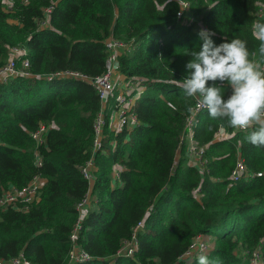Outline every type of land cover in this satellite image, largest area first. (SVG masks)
Instances as JSON below:
<instances>
[{"label": "trees", "instance_id": "16d2710c", "mask_svg": "<svg viewBox=\"0 0 264 264\" xmlns=\"http://www.w3.org/2000/svg\"><path fill=\"white\" fill-rule=\"evenodd\" d=\"M263 1L12 0L5 8L0 0V67L12 58L23 67L28 59L31 74L0 82V197L36 176L46 180L28 211L0 210V258L23 253L33 264H70L78 246L91 259L71 264H198L200 255L214 264H253L258 250L264 264V147L247 141L252 129L232 128L204 109L193 125L202 164L191 163L182 137L196 101L176 86L189 75L191 51L202 46L201 29L214 33L216 45L246 41L260 61L252 25ZM109 38L125 44L118 75L143 87L131 107L140 123L112 125L116 88L93 151L98 91L82 79L47 76L101 75ZM14 48L22 53L13 56ZM230 94L225 88L224 98ZM41 125L47 130L40 143L33 134ZM239 159L247 172L234 181ZM90 160L92 181L82 172ZM87 196L94 207L74 242L78 204ZM140 222L134 254H119ZM199 235L213 237L214 246L185 257Z\"/></svg>", "mask_w": 264, "mask_h": 264}, {"label": "clouds", "instance_id": "9594fccd", "mask_svg": "<svg viewBox=\"0 0 264 264\" xmlns=\"http://www.w3.org/2000/svg\"><path fill=\"white\" fill-rule=\"evenodd\" d=\"M213 32L201 29L202 46L190 53L189 75L177 87L206 109L211 119L226 118L232 128L248 131L246 139L264 147V17L252 25V36L259 41L260 61L251 57L247 42L239 38L216 45ZM211 82V84H210ZM231 94L224 98V89ZM189 113L192 107L187 108ZM198 264H214L206 255Z\"/></svg>", "mask_w": 264, "mask_h": 264}, {"label": "built area", "instance_id": "2783aa9c", "mask_svg": "<svg viewBox=\"0 0 264 264\" xmlns=\"http://www.w3.org/2000/svg\"><path fill=\"white\" fill-rule=\"evenodd\" d=\"M184 7H187V3H183ZM47 12H50L51 9L47 8ZM181 16V13H179ZM256 19L260 20L264 17V1L260 2L257 6V10L255 13ZM46 24V23H44ZM43 24V25H44ZM106 47L108 50V58L106 62V70L99 76L91 77L85 73L81 72H60L56 74H50L47 76L49 80L58 77H71L76 79H82L91 83L96 90L98 91L99 97L103 103L102 108L99 112L98 117L95 120L94 128H95V141H94V149L100 148L101 141L103 138V129L106 125L105 117H104V109L107 101L111 98L112 92L117 88L119 92L114 96V107L112 112L113 119L116 120L115 125L116 128L122 127L126 125L128 128H133L134 126L140 123L136 114L131 112V107L134 104L136 98L142 93L143 87L140 85V81L135 80H122L118 77V69H119V60H118V52L121 48L125 47V44L121 41L109 38L106 42ZM15 52L20 51L17 48L13 49ZM20 53H22L20 51ZM258 61L257 59H254ZM29 61L25 59L23 61V69L21 71L18 70L16 60L12 58L5 65L0 67V82H4L9 78L22 74V75H31L28 72ZM204 110V108L200 107L197 102L192 109L191 114L187 117L186 122V131L185 135L182 137V141L186 140L189 144V158H193L195 156L198 157L199 165L202 164V156L203 149L199 148L197 142L193 138V125L197 120V115L200 111ZM47 127L45 125H41L40 128L33 134L34 138H36L40 143L43 141V134L46 132ZM96 151V150H94ZM36 164L38 166L42 165V158L37 154ZM93 162L90 160L87 164L82 168V172L87 179L90 181L93 180V174L91 172V166ZM247 172V167L243 159H239L236 163V166L232 172L231 179L234 181H238L241 177ZM262 173H258L261 175ZM46 180L40 176H36L28 185L18 188V187H10L7 189L2 196L0 197V210H6L8 208L15 209L17 211L26 212L28 211L33 204H36L41 199V190L45 185ZM89 204V196L83 199L82 202L78 204V208L80 209L81 216L78 219V223L76 226L75 232L72 234L71 238L75 242L78 231L81 227V223L83 220V209L85 206ZM142 222L135 227L132 239L126 242L125 246L118 252L119 254L132 256L137 249L138 241H137V230L141 226ZM200 236V235H199ZM197 236L195 239L199 238ZM194 239V240H195ZM209 248H207L206 244L201 242L195 250V243L192 242L189 250L186 252L185 257H191L196 254H203L207 252ZM91 259V256L86 252L83 248L75 246L70 253V264L72 262H82ZM252 262L253 264L261 263V255L258 250H255L252 254ZM0 264H33L30 260H28L23 253H21L18 257L6 261L0 258Z\"/></svg>", "mask_w": 264, "mask_h": 264}, {"label": "rangeland", "instance_id": "374dc122", "mask_svg": "<svg viewBox=\"0 0 264 264\" xmlns=\"http://www.w3.org/2000/svg\"><path fill=\"white\" fill-rule=\"evenodd\" d=\"M3 6L5 7V8H7L8 6H10L11 5V3H12V0H3ZM192 21L193 20H197L196 18H192L191 19ZM197 22V21H196ZM199 24V23H198ZM14 52V54H13V56L15 55V54H21L20 53V51H18V52H15V51H13ZM16 56V55H15ZM11 60V59H10ZM18 67V66H17ZM23 69V67H18V70L19 71H21ZM222 134H224V132H221V135ZM101 144H102V141H101ZM98 148H95V149H93V151L94 150H97ZM200 159V158H199ZM198 157L197 156H195V157H193V158H189V160H190V162L191 163H193V164H200L199 162H198ZM94 206H93V202H90V204L88 205V206H85L84 207V209H83V213H85V212H88L90 209H92ZM213 240H214V238L213 237H208V236H204V235H200L199 236V238H197V239H195L193 242L195 243V250H196V248H198V246H199V244L201 243V242H203L204 244H206V246H207V248H212L213 246H214V242H213Z\"/></svg>", "mask_w": 264, "mask_h": 264}, {"label": "crops", "instance_id": "0c3cea01", "mask_svg": "<svg viewBox=\"0 0 264 264\" xmlns=\"http://www.w3.org/2000/svg\"><path fill=\"white\" fill-rule=\"evenodd\" d=\"M118 77H120V75H118ZM120 79H122V80H124L122 77H120ZM113 124H116L117 125V123H116V120L115 119H113V122H112V125ZM224 135L222 134V135H220V137H223Z\"/></svg>", "mask_w": 264, "mask_h": 264}]
</instances>
